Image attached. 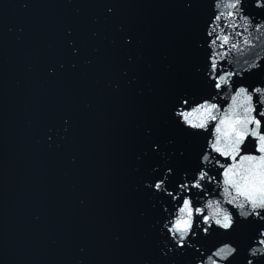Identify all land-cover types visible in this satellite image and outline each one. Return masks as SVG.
Returning a JSON list of instances; mask_svg holds the SVG:
<instances>
[{
  "label": "water",
  "instance_id": "95a60500",
  "mask_svg": "<svg viewBox=\"0 0 264 264\" xmlns=\"http://www.w3.org/2000/svg\"><path fill=\"white\" fill-rule=\"evenodd\" d=\"M206 13L204 0H0V264L159 257V197L143 182L155 165L178 174L198 160L169 109L178 91L202 89L195 42ZM254 230L244 222L203 243L234 239L239 255Z\"/></svg>",
  "mask_w": 264,
  "mask_h": 264
},
{
  "label": "clouds",
  "instance_id": "9594fccd",
  "mask_svg": "<svg viewBox=\"0 0 264 264\" xmlns=\"http://www.w3.org/2000/svg\"><path fill=\"white\" fill-rule=\"evenodd\" d=\"M204 3L207 13L195 42L204 57L203 67L195 68L202 89L178 91L169 109L171 121L197 142L198 160L178 174L174 167H163L161 172L162 166L155 165L149 172L150 179L144 180L143 186L159 197L152 204L153 209L159 204V212L150 225L159 236V257L145 258L139 264H181L178 258L188 250L192 254L185 264H264V15L248 11L251 7L264 12V0ZM106 11L111 15L113 8ZM118 31H123V26H118ZM132 39L131 35L125 36L124 44H131ZM74 43L69 40L68 46L77 55ZM128 62H132L131 56ZM55 71L49 68L48 74L54 75ZM112 88L118 90L119 84ZM142 94L143 89H138L137 95ZM68 124L65 117V133ZM150 131L145 129L146 134ZM157 147L153 144V151ZM72 162H76L75 156ZM168 163L165 159L164 164ZM244 222L255 225V230L250 246L239 255V243L234 239L203 243L214 233L230 235L234 225ZM113 239L119 241L120 237L115 235ZM79 251L84 253L85 248ZM75 264H84V260L77 259Z\"/></svg>",
  "mask_w": 264,
  "mask_h": 264
},
{
  "label": "snow or ice",
  "instance_id": "6c2138e0",
  "mask_svg": "<svg viewBox=\"0 0 264 264\" xmlns=\"http://www.w3.org/2000/svg\"><path fill=\"white\" fill-rule=\"evenodd\" d=\"M229 231H231V229Z\"/></svg>",
  "mask_w": 264,
  "mask_h": 264
}]
</instances>
